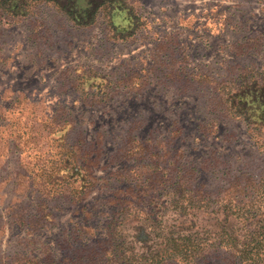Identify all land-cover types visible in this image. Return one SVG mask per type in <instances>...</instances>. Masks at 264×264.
<instances>
[{
  "label": "rangeland",
  "instance_id": "obj_1",
  "mask_svg": "<svg viewBox=\"0 0 264 264\" xmlns=\"http://www.w3.org/2000/svg\"><path fill=\"white\" fill-rule=\"evenodd\" d=\"M100 1L76 25L0 0V264H100L115 197L144 210L162 189L143 178L215 194L264 175V121L248 132L233 98L264 88V0ZM77 164L97 181L80 201Z\"/></svg>",
  "mask_w": 264,
  "mask_h": 264
},
{
  "label": "trees",
  "instance_id": "obj_2",
  "mask_svg": "<svg viewBox=\"0 0 264 264\" xmlns=\"http://www.w3.org/2000/svg\"><path fill=\"white\" fill-rule=\"evenodd\" d=\"M48 1L76 25L93 22L103 4L100 0ZM233 98L252 133L251 126L264 121V88L253 83L241 87ZM250 138L257 140L253 134ZM72 168L69 194L80 201L97 181L84 165ZM201 170L202 165L197 171ZM136 175L141 177L139 172ZM156 177L143 178L147 189L148 183L162 186L158 194L140 195L147 209L115 197L118 204L106 226L107 247L100 264H207L219 252L230 264H264V175L258 180L234 176L215 194L195 186L186 172L177 178L167 176L163 182Z\"/></svg>",
  "mask_w": 264,
  "mask_h": 264
}]
</instances>
